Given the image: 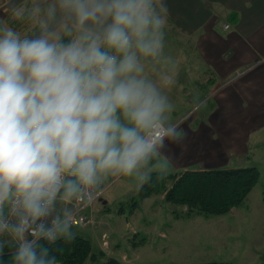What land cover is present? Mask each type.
Listing matches in <instances>:
<instances>
[{
  "label": "clouds",
  "instance_id": "9594fccd",
  "mask_svg": "<svg viewBox=\"0 0 264 264\" xmlns=\"http://www.w3.org/2000/svg\"><path fill=\"white\" fill-rule=\"evenodd\" d=\"M12 13L32 31L0 23V236L15 264H57L47 245L75 238L79 211L110 180L141 187L170 171L183 121L165 91L177 71L164 53L168 8L32 0ZM205 103L196 97L188 115Z\"/></svg>",
  "mask_w": 264,
  "mask_h": 264
},
{
  "label": "crops",
  "instance_id": "0c3cea01",
  "mask_svg": "<svg viewBox=\"0 0 264 264\" xmlns=\"http://www.w3.org/2000/svg\"><path fill=\"white\" fill-rule=\"evenodd\" d=\"M31 3L32 0H0V23L22 35H30L31 25L14 19L12 7ZM164 3L168 8L164 53L177 62L176 83L169 97L192 98L189 106L193 98L202 97L203 93L207 98L213 93L217 82L245 70L207 98V109L201 115L194 114L188 123L180 124L179 130H184L190 141V157L202 163L195 169L254 166L264 184V0H164ZM226 24L228 29L224 28ZM184 110L177 112L180 113L177 121L190 108ZM176 144L174 153H178ZM95 206L91 212L101 227L92 225L82 232L92 247L96 242L106 252L108 245L100 247L101 235L110 237V224L98 216ZM118 222L124 229V221ZM120 231L117 234L123 239L126 229ZM114 246L112 256L108 257L119 255L118 247Z\"/></svg>",
  "mask_w": 264,
  "mask_h": 264
},
{
  "label": "rangeland",
  "instance_id": "374dc122",
  "mask_svg": "<svg viewBox=\"0 0 264 264\" xmlns=\"http://www.w3.org/2000/svg\"><path fill=\"white\" fill-rule=\"evenodd\" d=\"M226 81L217 82L213 88L214 92L225 87L223 84ZM171 90L172 86L165 91L170 95ZM214 92L207 98L213 96ZM204 94L199 99L207 101ZM169 99L175 105L171 114L174 122L180 114L177 112H184V109L190 108L181 119L182 125L188 123L194 114L201 115L207 109L205 103L199 111L189 116L192 103L189 106L188 103L192 98L182 96L181 98L169 97ZM179 131L181 136L185 133L184 130ZM189 144L190 141L185 138V134L182 136V141L176 144L178 153L173 151L174 142L168 143L167 153L171 158L168 173H177L185 169H195V166H202V163H197L190 157ZM109 184L110 187L106 188L99 202L95 204L98 216H103L110 224V237L104 233L101 235L100 247L103 249L107 247L106 245L109 247V250L104 249L107 252H104L106 256H112V247L118 243L114 246L118 247L119 253L116 259L122 264H200L204 262L264 264V184H262V178H259L241 207L233 208L228 214L221 216L196 214L188 216L185 207L165 202L163 194L137 199L138 206L133 212H129L128 208L124 207V213L118 214V203L128 201L137 193L139 187L134 180L128 178H121L115 182L110 180ZM90 218L91 222L86 226L74 227L75 236L86 238L82 230L92 225L97 229L101 227L99 219H94L92 212ZM121 220L124 221V229H126L123 239L117 234L118 229L121 230L120 232L124 231L123 226L118 222ZM12 244V241L8 243L10 247ZM92 251L95 253L101 251L96 242ZM85 264L93 263L88 261Z\"/></svg>",
  "mask_w": 264,
  "mask_h": 264
},
{
  "label": "trees",
  "instance_id": "16d2710c",
  "mask_svg": "<svg viewBox=\"0 0 264 264\" xmlns=\"http://www.w3.org/2000/svg\"><path fill=\"white\" fill-rule=\"evenodd\" d=\"M260 173L254 166L226 167L213 169H185L177 173H168L162 178L153 172L149 182L139 187L137 193L118 203V214L124 207L133 212L138 206L137 199L163 194L167 203L185 207L188 216H221L233 208L241 207L245 198L259 180ZM47 245L46 242H42ZM56 256L57 264H122L104 252L92 251L91 243L83 236H75L70 241L63 238L55 244L47 245ZM14 247L5 244L0 250V264H15ZM200 264H230L228 262H204Z\"/></svg>",
  "mask_w": 264,
  "mask_h": 264
},
{
  "label": "built area",
  "instance_id": "2783aa9c",
  "mask_svg": "<svg viewBox=\"0 0 264 264\" xmlns=\"http://www.w3.org/2000/svg\"><path fill=\"white\" fill-rule=\"evenodd\" d=\"M225 29H228L229 28V25L226 24L224 26ZM245 71V70H244ZM243 69L242 70H238L236 71L235 75L232 76L230 79H228V81H226L223 85L226 86L228 85L229 83L232 82L233 79L237 78L242 72H244ZM185 119V118H184ZM102 195H100L91 205H89L88 207L86 208H82L79 213H78V217H77V225L75 227H82V226H86L89 222H91V218H90V214H91V209L93 208V206L99 202V200L101 199ZM72 206H75V207H80L79 205L76 204V202H73V205ZM4 241H7L8 243L11 240V237H8V236H0V242H4ZM8 243H5V244H8ZM47 243V242H46ZM11 247H14L13 244ZM15 249V247H14Z\"/></svg>",
  "mask_w": 264,
  "mask_h": 264
}]
</instances>
